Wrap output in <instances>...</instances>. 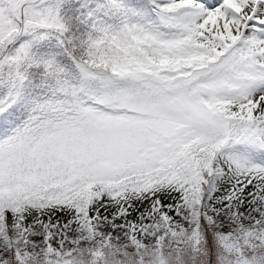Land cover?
I'll list each match as a JSON object with an SVG mask.
<instances>
[{"label": "snow or ice", "instance_id": "1", "mask_svg": "<svg viewBox=\"0 0 264 264\" xmlns=\"http://www.w3.org/2000/svg\"><path fill=\"white\" fill-rule=\"evenodd\" d=\"M0 264H264V0H0Z\"/></svg>", "mask_w": 264, "mask_h": 264}]
</instances>
